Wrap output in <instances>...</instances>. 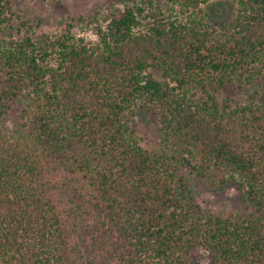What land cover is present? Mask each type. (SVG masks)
<instances>
[{
	"label": "trees",
	"instance_id": "obj_1",
	"mask_svg": "<svg viewBox=\"0 0 264 264\" xmlns=\"http://www.w3.org/2000/svg\"><path fill=\"white\" fill-rule=\"evenodd\" d=\"M213 1L113 0L48 34L0 0L24 29L0 39V120L23 103L0 132V264H264V0L225 22ZM233 83L243 102L219 98ZM185 169L237 209L203 207Z\"/></svg>",
	"mask_w": 264,
	"mask_h": 264
},
{
	"label": "rangeland",
	"instance_id": "obj_2",
	"mask_svg": "<svg viewBox=\"0 0 264 264\" xmlns=\"http://www.w3.org/2000/svg\"><path fill=\"white\" fill-rule=\"evenodd\" d=\"M15 14L22 20L41 19V27L48 34H56L61 31L66 22H70L78 15H89L94 10L104 8L113 0H8ZM203 13L208 15L211 22H225L230 20L235 12V7L230 0L213 1L202 5ZM12 22V23H11ZM9 26H0V39L9 35L14 38L24 34V29L19 28V21L13 17ZM11 27V28H9ZM88 34V33H87ZM87 37H90L88 34ZM158 78V74L155 75ZM230 97L235 101L243 102L245 95L236 84H227L220 92L219 98ZM23 103L11 104L7 115L0 120V132H10L22 113ZM129 117V126L141 139V145L150 150L162 149L160 133L156 121L152 115L144 110H134ZM182 173L189 176L188 170ZM196 191L197 201L205 208L236 210L240 202V193L235 189L228 188L219 193L210 192L194 178L189 176ZM192 257L196 264H210L208 256L204 251L196 250Z\"/></svg>",
	"mask_w": 264,
	"mask_h": 264
}]
</instances>
